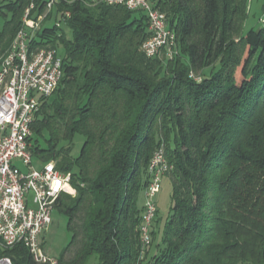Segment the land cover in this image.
<instances>
[{
  "label": "trees",
  "instance_id": "1",
  "mask_svg": "<svg viewBox=\"0 0 264 264\" xmlns=\"http://www.w3.org/2000/svg\"><path fill=\"white\" fill-rule=\"evenodd\" d=\"M151 1L176 36L172 59L142 53L144 12L90 0H61L34 42L63 60L31 149L76 190L55 206L72 234L58 264H264V25L245 32L249 0ZM31 2L0 0V58ZM35 2L44 13L46 0ZM162 146L172 207L161 243L155 221L144 249L138 201ZM2 257L38 264L24 246Z\"/></svg>",
  "mask_w": 264,
  "mask_h": 264
},
{
  "label": "built area",
  "instance_id": "2",
  "mask_svg": "<svg viewBox=\"0 0 264 264\" xmlns=\"http://www.w3.org/2000/svg\"><path fill=\"white\" fill-rule=\"evenodd\" d=\"M60 2L46 0L44 13H39L32 0L9 50L0 58V248L24 246L38 264H58L44 249L42 237L52 223L61 195L76 196L72 175L58 170L56 161L43 162L36 168L31 151L32 126L44 100L56 92L63 78V60L57 50L37 48L34 42ZM89 3L144 12L151 37L141 46L142 53L148 58L160 59H172L175 55L176 36L168 27L166 15L155 9L151 0H90ZM69 17V12L59 14L51 24L60 28ZM260 21L264 25V17ZM42 41L48 42L47 39ZM191 77L201 81V78ZM172 169L162 146L155 152L148 169L150 180L144 192L140 229L144 249L151 244L158 214L155 198L162 179ZM0 264H13V261L2 257Z\"/></svg>",
  "mask_w": 264,
  "mask_h": 264
},
{
  "label": "rangeland",
  "instance_id": "3",
  "mask_svg": "<svg viewBox=\"0 0 264 264\" xmlns=\"http://www.w3.org/2000/svg\"><path fill=\"white\" fill-rule=\"evenodd\" d=\"M249 1H250L249 2L250 6L248 7L249 18L245 23V32L249 31L251 28H257L259 24V20L262 19L264 15L262 11L264 0H249ZM4 23H5L4 17L0 16V31L3 29ZM66 32L68 37L71 38V31L67 29ZM206 73L208 74L209 70L206 71ZM83 143H84L83 137L77 136L75 139V147L73 151V155L75 157H77L80 154ZM42 163L43 162H41L40 160L34 157V165L36 168H40L42 166ZM171 196H172V183L171 180L168 178V176H165L161 182L160 192L157 194L155 198L159 210V214L155 219L156 225H154V228L156 229V233H157L155 245L161 243L162 241L161 238L162 232L172 207ZM30 197H32V195H30ZM144 203H145V195L144 192H142L139 197L138 208L141 209L144 206ZM31 207L35 208L34 205H32ZM71 239H72V234L68 230L67 217L62 212L55 209L52 214V223L47 228V230L45 231L42 237V243L44 249L52 258L58 260L60 259L66 248L69 246ZM91 264H96V258H93Z\"/></svg>",
  "mask_w": 264,
  "mask_h": 264
}]
</instances>
